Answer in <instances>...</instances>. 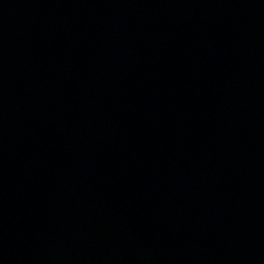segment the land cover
I'll return each instance as SVG.
<instances>
[{
  "label": "water",
  "instance_id": "obj_1",
  "mask_svg": "<svg viewBox=\"0 0 264 264\" xmlns=\"http://www.w3.org/2000/svg\"><path fill=\"white\" fill-rule=\"evenodd\" d=\"M0 264H264V0H0Z\"/></svg>",
  "mask_w": 264,
  "mask_h": 264
}]
</instances>
